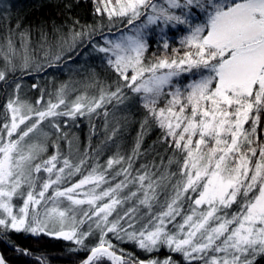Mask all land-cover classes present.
Wrapping results in <instances>:
<instances>
[{
  "label": "trees",
  "instance_id": "obj_1",
  "mask_svg": "<svg viewBox=\"0 0 264 264\" xmlns=\"http://www.w3.org/2000/svg\"><path fill=\"white\" fill-rule=\"evenodd\" d=\"M126 1L0 0V49L5 51L0 68L4 69L7 94L47 110L42 119L50 125L44 131L46 137L64 151L60 158L68 155L72 163L68 183L93 167L102 170L108 161H116L104 173L96 193L106 194V200L122 196L111 214V229L102 236L103 244L122 257L120 264H200L216 244L229 237L264 181L260 151L264 148V84L255 82L250 93L230 90L235 98L220 105L231 116L227 132L219 143L214 136L198 141L203 111L214 113L215 108L190 93L191 82L205 66L196 59L198 51L188 36L196 29L202 30L200 36L205 34L215 15L247 0H144L140 6L135 0ZM123 3H128V11ZM146 15L155 19L149 16L150 24L143 29L144 46L137 66L176 61L188 73L178 71L164 83L148 84L134 92L127 84L132 67L118 63L116 52L102 51L98 45L106 41L110 45L112 40L106 37L135 22L142 24ZM232 51H217L207 62L211 85L215 67ZM189 73L194 76L187 77ZM100 94L112 97L92 115H69L66 108L58 107L57 102L70 105ZM258 94L261 101L256 99ZM45 101H50L46 107ZM52 113L56 114L54 121L49 117ZM3 120L0 112V125ZM238 120L241 127L236 129ZM233 132L235 140L231 139ZM248 149L254 150V156L247 169L238 171L234 200L205 222L188 245L165 244L167 235L190 213L211 170L230 171ZM196 159L199 161L194 162ZM186 162L208 166L203 176L178 194L189 173ZM164 215L165 220L160 219ZM219 224L222 232L209 242L208 236ZM150 230L159 233L155 246L144 238ZM128 231L135 234L124 240ZM100 238L95 231L79 246L60 237L0 227V253L4 264H83ZM89 264L111 263L98 257ZM250 264H264V250Z\"/></svg>",
  "mask_w": 264,
  "mask_h": 264
},
{
  "label": "rangeland",
  "instance_id": "obj_2",
  "mask_svg": "<svg viewBox=\"0 0 264 264\" xmlns=\"http://www.w3.org/2000/svg\"><path fill=\"white\" fill-rule=\"evenodd\" d=\"M135 2L140 6L144 0ZM127 5L128 3H123L121 6L128 11ZM150 7L151 11H155V7L154 9ZM149 16L152 15H146L148 18L142 24L135 22L130 29L120 30L111 37H106L111 38L110 45L106 46L107 41L95 44L102 51L116 52L115 59L118 63L123 61L125 66L132 67L133 73L127 84L134 92L147 88L148 84L164 83L171 76H176L175 73L178 71L177 74L188 73V68L184 70L182 64L179 65L176 61H160L152 65L137 66V56L144 46L143 29L150 24L147 21L150 19ZM154 19L152 16L151 20ZM201 31L196 29L188 36L189 42H192L198 51L196 59L205 66L204 71L196 74L198 78L191 82L190 93L195 99H201L204 103L207 101L215 108L214 113L203 111L198 141H202L206 136H214L216 143H219L228 130L231 117L229 111L226 108L221 109L220 105L223 103L228 105L235 98L230 90H239L236 93H250L255 82L264 84V0L237 3L215 15L208 31L200 36ZM230 49L233 50L231 55L215 67V83L211 85L213 77L206 72L210 69L207 62L215 57V52L222 54ZM4 53L5 51L0 49L1 65H4ZM3 70L0 68V101ZM193 74L189 73L187 77L194 76ZM136 78L143 80L136 82ZM111 97L110 94H100L97 97H90L85 102L78 99L70 105L64 104L63 101L57 103L58 107L66 108L69 115L74 112L92 115ZM256 99L260 100L259 94ZM42 103L46 107L50 101ZM46 111L37 107V103L25 102L24 99L17 100L16 96L10 94L6 96L0 110L1 116L4 117L0 125V227L31 234L43 233L84 246V241L90 234L97 231L102 238L104 233L111 229V214L122 201L120 195L106 200V194L96 193V189L104 182V173L113 169L116 161H108L102 170L93 167L79 180L68 183L67 172H72V163L70 164L68 155L60 158L64 151L60 150L56 142L51 145L46 137V129L50 126L48 122L42 121ZM55 115L53 113L49 115L51 120H55ZM240 123L241 120H238L236 129L241 127ZM234 136L235 132L232 140L236 139ZM260 151L263 158L258 156L259 163L260 159L264 162V148ZM251 155L254 156V150L248 149L244 152L241 162L231 168L228 171L230 173L224 172L225 170L223 172L211 170L190 213L183 217V223L178 225L171 235H167L165 244L176 247L188 245L205 222L234 200L238 171L248 168ZM185 166L188 167L189 173L178 194L203 176L208 165L198 163L195 166L192 162H186ZM260 170L258 176L261 175ZM149 186L145 185L144 189ZM106 193L109 196V192ZM165 217L166 215L161 216L160 219L165 220ZM222 229L221 224L217 225L208 236V241L211 242ZM148 232L150 234H146L144 238L149 240L148 244L155 246L159 233L153 230ZM134 234L135 232L128 231L122 238L128 240ZM184 235L186 237L180 240ZM103 243L102 238L91 249L97 246L109 247ZM263 250L264 181L253 202L237 220L229 237L216 244L215 249L200 264H250ZM98 257L108 259L104 254L97 255L94 259ZM121 261L116 259L115 264H120ZM154 263L150 261L148 264Z\"/></svg>",
  "mask_w": 264,
  "mask_h": 264
},
{
  "label": "water",
  "instance_id": "obj_3",
  "mask_svg": "<svg viewBox=\"0 0 264 264\" xmlns=\"http://www.w3.org/2000/svg\"><path fill=\"white\" fill-rule=\"evenodd\" d=\"M106 255L108 259L110 260L111 264H115V260H122V257L118 254H116L112 249H110L107 246H97L90 250L88 253L84 264H89L97 255ZM0 264H4V260L2 258V255L0 253Z\"/></svg>",
  "mask_w": 264,
  "mask_h": 264
},
{
  "label": "flooded vegetation",
  "instance_id": "obj_4",
  "mask_svg": "<svg viewBox=\"0 0 264 264\" xmlns=\"http://www.w3.org/2000/svg\"><path fill=\"white\" fill-rule=\"evenodd\" d=\"M2 78H3V82H2V86H1L2 95H1V101H0L1 108L4 105L6 96L8 97V94H7L8 93V88L6 87V82L4 81V77H2ZM33 88L35 89V83L33 84Z\"/></svg>",
  "mask_w": 264,
  "mask_h": 264
}]
</instances>
